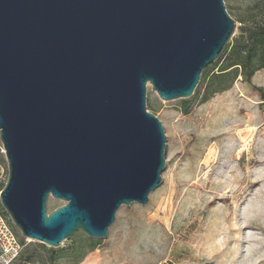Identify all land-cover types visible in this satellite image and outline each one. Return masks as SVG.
Returning a JSON list of instances; mask_svg holds the SVG:
<instances>
[{
  "label": "water",
  "instance_id": "obj_1",
  "mask_svg": "<svg viewBox=\"0 0 264 264\" xmlns=\"http://www.w3.org/2000/svg\"><path fill=\"white\" fill-rule=\"evenodd\" d=\"M235 30L223 0H0V202L21 236L102 239L146 204L166 147L147 87L191 97Z\"/></svg>",
  "mask_w": 264,
  "mask_h": 264
},
{
  "label": "rangeland",
  "instance_id": "obj_2",
  "mask_svg": "<svg viewBox=\"0 0 264 264\" xmlns=\"http://www.w3.org/2000/svg\"><path fill=\"white\" fill-rule=\"evenodd\" d=\"M223 1L234 38L264 20V0ZM220 69L208 67L187 99L164 101L147 87L166 147L146 204L122 205L102 239L25 240L14 264H264V69L250 82L213 78ZM208 83L228 88L203 101ZM63 204L49 198L47 213Z\"/></svg>",
  "mask_w": 264,
  "mask_h": 264
},
{
  "label": "trees",
  "instance_id": "obj_3",
  "mask_svg": "<svg viewBox=\"0 0 264 264\" xmlns=\"http://www.w3.org/2000/svg\"><path fill=\"white\" fill-rule=\"evenodd\" d=\"M219 63L221 69L213 78L235 80L241 76L244 81L250 82L251 77L259 70L264 69V20L255 21L241 27L240 34L232 38L220 57L208 65L201 73L200 78L205 80L208 67ZM228 86H217L208 83L203 101L215 93L224 91ZM194 93H198V86ZM264 98V94L262 95ZM187 114V111H184ZM22 244L25 239H22ZM51 255L49 254V258Z\"/></svg>",
  "mask_w": 264,
  "mask_h": 264
},
{
  "label": "built area",
  "instance_id": "obj_4",
  "mask_svg": "<svg viewBox=\"0 0 264 264\" xmlns=\"http://www.w3.org/2000/svg\"><path fill=\"white\" fill-rule=\"evenodd\" d=\"M7 177L5 150L0 138V194L6 184ZM22 247L18 229L0 202V264H14L20 256Z\"/></svg>",
  "mask_w": 264,
  "mask_h": 264
}]
</instances>
